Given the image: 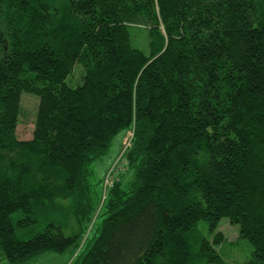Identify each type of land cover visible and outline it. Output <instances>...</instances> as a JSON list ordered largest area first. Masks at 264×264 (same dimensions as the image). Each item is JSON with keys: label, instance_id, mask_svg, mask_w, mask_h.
Masks as SVG:
<instances>
[{"label": "trees", "instance_id": "obj_1", "mask_svg": "<svg viewBox=\"0 0 264 264\" xmlns=\"http://www.w3.org/2000/svg\"><path fill=\"white\" fill-rule=\"evenodd\" d=\"M128 132L131 179L108 189L78 264H223V219L264 264V0H0V264L81 246L91 166Z\"/></svg>", "mask_w": 264, "mask_h": 264}, {"label": "rangeland", "instance_id": "obj_2", "mask_svg": "<svg viewBox=\"0 0 264 264\" xmlns=\"http://www.w3.org/2000/svg\"><path fill=\"white\" fill-rule=\"evenodd\" d=\"M130 33L132 46L148 53L150 43L148 29L134 26L130 29ZM81 73H83V69L78 66L73 74L74 80L69 79L68 83L75 86L79 85L81 83ZM22 106L23 112L20 124L17 128V135L20 140H31L35 129L37 100L34 97L27 96L23 100ZM132 138L133 132L120 133L117 135L114 138L108 153L101 159L96 160L91 166L92 175L90 180L95 200L94 206L96 205L97 200H99V202L95 209V218L93 222L95 226L92 231H88L86 235L87 237L85 236L86 239L84 238L81 246L78 249L71 248L64 254L47 252L26 264H78L87 249L92 245L94 239L98 236L97 229L102 222V218L98 217L102 211L106 198L107 189L105 187V180L107 179V176L111 175L116 181V179L123 175L122 179L124 180L125 187L131 179L132 173L125 166L124 155ZM18 217L23 216L19 215ZM48 223H51V214L40 218L37 225L17 228V235L22 240H28L38 233H43ZM219 231L223 232L226 238L217 248L224 261L223 264L247 263L252 256L253 249L248 240L240 238L239 227L230 224L227 219H223L220 222ZM199 236L209 237L208 226L205 222L200 223ZM199 238L200 237H197L193 242ZM78 256L80 257L78 258Z\"/></svg>", "mask_w": 264, "mask_h": 264}, {"label": "built area", "instance_id": "obj_3", "mask_svg": "<svg viewBox=\"0 0 264 264\" xmlns=\"http://www.w3.org/2000/svg\"><path fill=\"white\" fill-rule=\"evenodd\" d=\"M130 145H131V142H129L127 148H128ZM114 179H115V178H114V177L112 178L111 175L107 176V179L105 180V187H106L107 191H108V189H110V188L113 186L114 181H115Z\"/></svg>", "mask_w": 264, "mask_h": 264}]
</instances>
